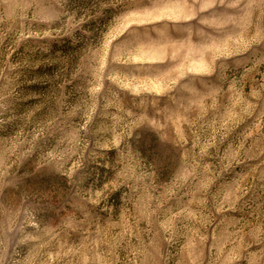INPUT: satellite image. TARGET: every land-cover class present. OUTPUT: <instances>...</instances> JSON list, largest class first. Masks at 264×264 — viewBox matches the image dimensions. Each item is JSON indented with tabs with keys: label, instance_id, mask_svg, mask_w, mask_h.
<instances>
[{
	"label": "rangeland",
	"instance_id": "rangeland-1",
	"mask_svg": "<svg viewBox=\"0 0 264 264\" xmlns=\"http://www.w3.org/2000/svg\"><path fill=\"white\" fill-rule=\"evenodd\" d=\"M0 264H264V0H0Z\"/></svg>",
	"mask_w": 264,
	"mask_h": 264
}]
</instances>
